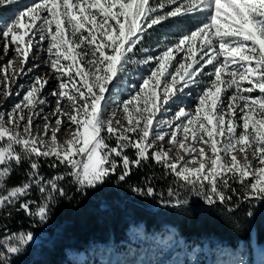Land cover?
Segmentation results:
<instances>
[{
	"label": "snow or ice",
	"instance_id": "snow-or-ice-1",
	"mask_svg": "<svg viewBox=\"0 0 264 264\" xmlns=\"http://www.w3.org/2000/svg\"><path fill=\"white\" fill-rule=\"evenodd\" d=\"M21 2L0 0V9L7 12ZM196 17L204 19L197 23ZM172 20L181 23L187 20L194 23V27L175 43L160 41L163 49L160 54L147 56L142 61L133 60L134 50L145 33ZM37 35L41 43L49 42L50 67L59 81L60 91L51 93L57 98L55 123L62 124L66 117L67 123L75 127L55 129L50 143L46 144L41 139V135H49L48 117L44 116V132L33 135V117L38 115L37 108L46 104L39 94L48 80L40 77L7 118L0 112V189L13 166L18 167L25 161L30 166L28 182L0 194V209L18 204V210L46 222L54 195H65L58 185L64 175L45 181L39 172L40 159L53 157L69 169L67 175L82 189L103 184L106 177L117 170L113 157H119L123 165L120 181L130 175L132 166L154 160L182 182L179 187L201 197L209 206L231 200L226 194V191H236L231 183L242 186V199L264 202V166L253 167L246 153V149L251 148L253 159L264 165V0H159L158 3L150 0H39L25 5L10 19L0 16L3 54L8 55L14 48L22 58V66L29 59ZM62 60L71 63L64 64ZM141 63H154L155 67L143 79L138 91L118 106L126 114L128 123L119 130L112 126L115 113L113 117H105L107 94L118 88L130 64ZM11 64L8 60L5 72ZM209 65L212 70L205 72ZM73 67L75 75L71 74ZM20 71L24 72L25 68ZM202 75L210 79L196 97L198 104L193 113L178 107L173 120L156 119L161 111H168L171 105L181 101L187 94L186 89L199 86L197 78ZM64 76L68 77L67 81ZM76 76L82 77L80 86H77ZM225 76L228 79H223ZM16 79V73L11 77L5 74L0 99L7 100L13 95L11 82ZM245 82L250 86L243 87ZM233 88L235 94L225 104L221 100L222 91ZM256 90L261 95H243ZM65 100L67 112L63 108ZM26 108L32 116L25 121ZM165 127L172 129L167 141L165 137L169 133L161 131ZM240 128L242 131L238 133ZM61 130L73 133L63 144L56 137V132ZM179 133H183V140ZM113 137L115 147L107 143ZM189 139L207 146L211 156L204 148L186 146L184 141ZM156 141L177 146L190 159L170 157L171 148L158 146ZM127 148L136 150L134 160L126 155ZM237 150L245 153L243 164L233 154ZM194 154H198L199 159ZM190 164L197 166L189 167ZM51 166L57 164L54 162ZM33 184L45 198L34 213L32 202L23 199ZM133 190L149 197L155 194L152 187H147L146 191ZM168 194L178 196L171 189ZM187 203V199L177 198L174 206ZM32 240L31 233L6 236L0 245L3 249L0 264H11V257L21 254Z\"/></svg>",
	"mask_w": 264,
	"mask_h": 264
},
{
	"label": "trees",
	"instance_id": "trees-1",
	"mask_svg": "<svg viewBox=\"0 0 264 264\" xmlns=\"http://www.w3.org/2000/svg\"><path fill=\"white\" fill-rule=\"evenodd\" d=\"M176 23L165 26L172 28ZM146 46L139 49V56ZM54 162L56 167L51 166ZM39 163L45 181L58 175L65 177L58 181L65 195H54L46 222L18 210V204L0 209V240L29 231L42 240L24 254L23 264H73L69 254L75 258L80 253H97L105 248L117 251L119 243L126 242L125 232L136 226H141L147 236L165 231V226L171 227L181 243L204 247L211 254L224 247L235 249L240 242L252 248L264 247V202L242 199L240 184L230 182L236 190L226 191L231 200L209 206L191 191L179 187L182 182L153 160L132 166L124 181L119 180L121 173L109 175L103 184L92 189L80 188L67 175L69 169L56 161L40 159ZM25 169L28 174L30 166L25 168L21 164L13 168L5 182L7 189L28 182L21 177ZM147 187L154 189L153 196L133 190L146 191ZM170 189L178 196L170 197ZM177 198L187 199L188 203L174 206ZM23 199L32 202L33 213L45 200L35 184Z\"/></svg>",
	"mask_w": 264,
	"mask_h": 264
},
{
	"label": "rangeland",
	"instance_id": "rangeland-1",
	"mask_svg": "<svg viewBox=\"0 0 264 264\" xmlns=\"http://www.w3.org/2000/svg\"><path fill=\"white\" fill-rule=\"evenodd\" d=\"M35 2H39V0H35L33 3ZM150 2L158 3L159 0H150ZM33 3L31 2V0H22V2L19 5L11 7L7 12H5L3 9H0V16H3L5 19H10L15 14V12L22 10L25 7V5H30ZM44 15H47V13H44ZM203 19L204 17H196L195 22L198 23ZM172 22L173 23L177 22L175 25H173L174 27L169 28L165 26L167 23H172ZM167 23L160 28L154 27L153 29L156 28V30L154 31H152V29H149L145 33L144 39L140 44L137 45L136 49L134 50V55L132 57L133 60L142 61L147 56H155L160 54V52L163 50L160 41H165L166 43L169 44L175 43L180 38L181 35L187 34L194 27V23L189 22L187 20H185L183 23H181L180 20H172ZM32 31H35V29H33ZM85 35H87V33H85ZM38 43H41L39 41V35H37L36 38L33 40V48L36 47ZM45 43H47L45 47H48L49 42L45 40ZM145 44L147 45L145 48L150 49V51L148 52L142 51L141 55L139 56L138 54L139 49ZM2 48H3V41L0 40V50ZM40 49L42 50L44 49V47ZM18 56L19 58L17 59L19 62L13 64V67L15 68L13 74L16 73L20 77L21 81H23L24 77L27 74H30L33 71H35L38 68V66L36 65L32 67L30 66L26 70L25 74L22 75L20 68L24 67L25 65L22 66L21 64L22 58L20 57L19 54ZM87 58L90 59L91 57L89 56ZM177 58H179V56ZM61 63L70 64L71 61L62 60ZM173 63H175V61H173ZM41 66L48 68L50 71H52L50 67L49 54H47L45 59L41 62ZM87 67L88 66L85 65V68ZM154 67H155L154 63H149L147 65L142 63L130 64L127 73L124 75L123 79L119 82L118 88H114L110 93L107 94L108 97L107 104L111 102L112 110H115L116 112H119L121 114L120 116H118L117 119H114L112 115L113 120H115V122L112 124L114 128L123 130L124 127L128 126L126 114L122 111V108L118 106L121 105L123 101L129 99L133 94H135V92L138 91L139 86L143 82V79L150 75ZM211 70H212L211 65L205 68V72H209ZM75 71L76 68L73 67L71 74L75 75ZM63 79L67 81L68 77L64 76ZM197 79L200 81L199 86L193 87L191 89H186L185 92L187 94L182 96L181 98L182 102L177 101L176 104H173L169 107L168 111H161L157 115L156 119L165 120V121L173 120V114L178 110V107H184L187 112L193 113L195 111L196 105L198 104V100L196 99V97L199 95L205 83H207L210 78L207 75H202ZM223 79H228V77L225 76L223 77ZM75 80L77 82V86H80L82 77L76 76ZM3 84L4 81L2 78V74H0V85ZM12 85H13L12 87L13 88L16 87V89L11 97H9L7 100H2L3 104H5L8 100L12 98L14 99L18 97L20 99L18 103H20L22 101L23 95L27 91V90L24 91V84L22 85L14 82ZM249 86L250 85H248L246 82L243 84V87H249ZM69 87H71V85H69ZM58 88H59V82H58ZM16 93L19 94L17 95ZM234 94H235L234 88L224 90L222 91L221 94V100H223L224 103L227 104L230 102L229 97H231ZM243 95H251L253 97H257L261 94L258 92V90H256L253 91L251 94L243 93ZM110 97L112 98L109 101ZM237 102L242 103V101H237ZM68 110L69 109H64V111L66 112ZM117 120H119L121 123L117 124L116 123ZM176 123L179 122L177 121ZM240 123L242 124V121ZM74 127H75L74 125L70 126V128H74ZM161 131H167L169 133V136L165 137V141H167V139H169L170 137V133L172 129L165 127ZM240 131H242V128L237 129L238 133ZM64 133L65 135H67L66 139L63 136H61L62 133L56 135L57 139H60L62 137L65 139L62 142L59 140V143L61 144H63L66 140H68L67 139L68 137L72 138V134H73L72 131H64ZM128 135L134 137L135 133H128ZM178 136L181 140H183V133H179ZM107 143L112 147L116 146V140L114 137L112 139H109ZM184 143L186 146L191 145L196 148H204L205 151L208 153V155L211 156L210 149L207 146H205L203 143L195 142L192 141L191 139L184 141ZM156 144L158 146L162 145L165 149L171 148V151H169L168 153L170 157L173 158L184 157L185 159H190V157L186 156L185 152L182 149L178 148L177 146L169 145L166 142H161V141H156ZM125 153L132 160L136 158V150L133 148L125 149ZM246 153L249 159L252 160L253 167L259 168L264 166L259 164L258 159H253V150L251 148L246 149ZM233 154L236 155L237 160L241 164L245 162V153H242L237 150ZM194 155H196L197 159H199L198 154H194ZM113 158L116 159L118 167L116 172L110 175H117L119 173H122L123 165L120 158L119 157H113ZM41 159L55 161L54 157L50 159H44V158ZM77 159H79V157H77ZM22 165L25 168H27L29 166V163L25 161ZM196 166L197 165L194 164L189 165V167H196ZM14 167L17 166H13V168ZM25 171H27V169L24 170L21 177L26 179V181H28L30 169H28L29 171L28 174H26ZM8 178L6 181H8ZM86 189H92V188H86ZM7 190L9 189H7L6 186L4 185V187L0 189V194H5ZM164 229L165 231L155 233L151 236H147L143 232V228L141 226L130 227L125 232L126 242L125 241L120 242L119 243L120 249L117 251L115 250L111 251L110 248L107 249L105 248V250H101L97 253H93V251H90L88 253H80L75 258L73 257L72 254H69V256L72 258L73 264H264V247L252 248L249 244L240 242L238 243V246L235 249H228L224 247L222 249L217 250L215 253L211 254L208 253L204 247L181 243L179 239L176 237L175 229L166 226L164 227ZM20 233H25V232H20ZM29 233L32 234L33 240L24 248L21 254H19L18 256L11 257V264H23L22 261L24 259V254L28 252L34 245H38L39 243H41L42 240L35 232L29 231ZM5 237H3L2 240H0V245H2ZM2 250L3 249L0 248V251Z\"/></svg>",
	"mask_w": 264,
	"mask_h": 264
},
{
	"label": "bare ground",
	"instance_id": "bare-ground-1",
	"mask_svg": "<svg viewBox=\"0 0 264 264\" xmlns=\"http://www.w3.org/2000/svg\"><path fill=\"white\" fill-rule=\"evenodd\" d=\"M46 44L47 43H45V41L42 44L38 43L36 45V47H34L32 49V51L29 54V59H28L26 65L24 66L25 71L21 72V74L24 75L26 70L30 66L32 67V66L36 65V66H38V68L35 71H33L32 73L27 74L24 77L23 81H21L20 77L17 75V79L11 82V89L13 92L16 89V87L15 88L12 87L13 86L12 84L14 82L17 84H22V85L24 84V91H26L34 84L35 79L37 77H40L41 79H47L48 80V84L39 94V98L44 99L46 101V104L40 105L37 108L38 115L33 117L34 127L32 129L33 135H35L37 133L42 134L45 130V123H46L45 120L43 119V117L47 116L48 122H49V135L48 136L41 135V139H43L45 141V143L47 144V143H50L52 131H54L57 128L64 129L66 127H70V125L66 122V117L64 118V122L62 124L57 125L55 123V120L57 118V116L55 115V112H56L55 100L57 98L53 97L51 95V93L53 91L59 92V88H58V82L59 81L57 79H55L52 71H50L48 68L41 66V62L45 59V57L48 54V51H47L48 47H45ZM42 47H44V49L41 50L40 48H42ZM17 58H19V56L15 52L14 48H12L9 51L8 55L3 54V48L0 50V74H2V78H3L4 82H5V74H7L9 77L12 76L14 69H15L13 67V64L19 62ZM33 58H36V59H33ZM8 60H11L12 64L10 67H7L6 72H5V66L7 65ZM21 68H20V70H21ZM3 85H0V91H1L0 93L3 92ZM111 98L112 97L109 98V101ZM2 100L3 99H0V112L5 113V117L7 118V116L13 112L15 104H17L20 101V99H19V97L14 98V99L12 98V99L8 100L5 104L2 103ZM63 108L68 109V102L66 100L63 102ZM105 108H106V111H105V117L106 118L112 117L113 113H115L114 119H117L118 116L121 115L119 112L112 110L111 102H109ZM40 109H42V111ZM23 115H24L25 121H26L29 116H32V112L26 108V109H24ZM114 122H115V120H113V123ZM9 127H11V126L9 125ZM61 133H62L61 136H63L66 139L67 135H65L63 130L56 132V135L61 134ZM63 137L60 139H57L58 142H59V140L61 142L63 140H65ZM70 138L71 137H68L67 139H70Z\"/></svg>",
	"mask_w": 264,
	"mask_h": 264
}]
</instances>
